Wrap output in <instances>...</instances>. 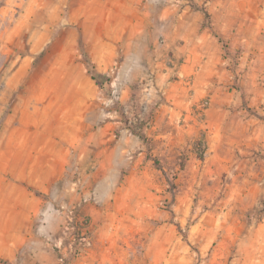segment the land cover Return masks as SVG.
<instances>
[{
  "label": "rangeland",
  "instance_id": "1",
  "mask_svg": "<svg viewBox=\"0 0 264 264\" xmlns=\"http://www.w3.org/2000/svg\"><path fill=\"white\" fill-rule=\"evenodd\" d=\"M69 207L68 264H264V0H0V264Z\"/></svg>",
  "mask_w": 264,
  "mask_h": 264
},
{
  "label": "built area",
  "instance_id": "2",
  "mask_svg": "<svg viewBox=\"0 0 264 264\" xmlns=\"http://www.w3.org/2000/svg\"><path fill=\"white\" fill-rule=\"evenodd\" d=\"M62 210L65 218L60 232L50 241L57 253L58 263L68 264L69 259L79 257L91 247L92 230L84 218L75 215V207ZM57 212L61 213V210Z\"/></svg>",
  "mask_w": 264,
  "mask_h": 264
},
{
  "label": "trees",
  "instance_id": "3",
  "mask_svg": "<svg viewBox=\"0 0 264 264\" xmlns=\"http://www.w3.org/2000/svg\"><path fill=\"white\" fill-rule=\"evenodd\" d=\"M86 68L88 75L91 77L92 80H94L97 83L99 89L106 94H110V88H109L110 79L104 75L97 74L90 61H86ZM154 163L157 167H159L157 162ZM169 186L171 188L173 187L170 181H169ZM178 229L180 228L178 227Z\"/></svg>",
  "mask_w": 264,
  "mask_h": 264
},
{
  "label": "crops",
  "instance_id": "4",
  "mask_svg": "<svg viewBox=\"0 0 264 264\" xmlns=\"http://www.w3.org/2000/svg\"><path fill=\"white\" fill-rule=\"evenodd\" d=\"M40 164H42L41 167L43 168L44 173L39 177L40 178L39 184L41 183L43 186H45L46 184H49L51 176L55 170V165L50 160H43V161H39L36 165L31 166V169H35L39 167ZM249 238L253 239L252 236H249Z\"/></svg>",
  "mask_w": 264,
  "mask_h": 264
}]
</instances>
